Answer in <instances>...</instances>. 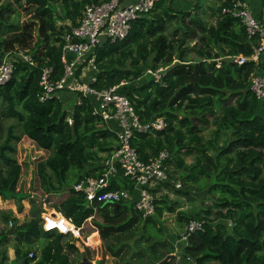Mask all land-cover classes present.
Segmentation results:
<instances>
[{
	"label": "trees",
	"instance_id": "16d2710c",
	"mask_svg": "<svg viewBox=\"0 0 264 264\" xmlns=\"http://www.w3.org/2000/svg\"><path fill=\"white\" fill-rule=\"evenodd\" d=\"M22 1L32 13L21 31L3 17L8 12L11 18L14 11L0 7V27L6 24L10 37L6 39L0 31V64L15 46L29 50L35 64L18 61L14 65L12 79L0 86V100L6 116L23 123L24 140L37 151L25 145L23 151H18V158L11 159L13 136L8 132L0 145V196L15 199L19 214L24 211L25 199L46 197L54 201L80 234L91 222L94 226L99 221L108 222L109 228L118 225L120 234L113 236L102 226L98 228L104 242L127 232L138 235L143 230L150 238L141 236L136 242L137 247L144 248L136 254L139 263L125 264H141L147 258L151 262L146 264H180L176 258L162 263L176 254L175 246L156 239L162 233L155 222L143 220L128 204L88 209L83 196L72 189L66 197L57 198L70 183L71 172L76 173L74 184L85 175L91 176L88 169L104 161L117 144L114 130L94 115L96 104L91 98L82 99L81 106L74 105L73 94L71 99L67 95L64 102L56 98L39 102L42 71L53 68L54 80L63 76L64 35L79 25L86 6L101 0ZM183 1L194 3L193 10L178 12L171 6L172 0H161L151 17L133 24L123 42L100 47L95 53L97 72L91 76L96 81L91 87L103 91L119 86L118 92L128 97L142 124L164 120L166 128L162 132L137 134L132 141L144 161L163 151L173 157L192 156L194 163L189 168H184L181 160L176 162L185 169L184 183L201 184L200 191L210 186L207 194L213 196L212 209L217 211L214 219H210V210L204 215L191 211L178 216V221L186 224L191 220L205 222V231L191 236L188 244L182 246L185 261L264 264V103L258 102L249 89L250 77L262 72L264 64L248 62L239 66L225 61L249 58L255 49L240 21L221 13L233 0H223L210 13L205 12L202 0ZM210 18L214 19L211 24ZM4 20L6 23L2 24ZM59 21L66 26H58ZM33 30H37V38ZM159 69H166V75L161 83H156L150 72ZM78 77L81 80V72ZM122 83L126 85L121 86ZM231 100L235 104L226 105ZM19 109L28 117L24 118ZM209 126L214 127L213 132L204 140L201 133ZM115 185L114 189H131L125 182L116 181ZM156 204L158 216L165 211L174 213L166 198L157 199ZM130 216L140 225L128 228L125 223ZM3 219L18 223L11 214L3 215ZM58 221H62L63 232L71 230L65 220ZM208 222L215 225L209 226ZM147 224L158 233L152 235ZM3 235L7 241V232ZM11 236L15 239L12 248L16 258L9 261L4 252L1 264H70L64 252L68 237L43 232L35 217L20 224ZM93 238L97 240L98 236ZM41 240L43 247L36 249ZM106 251L116 259L121 254L111 245Z\"/></svg>",
	"mask_w": 264,
	"mask_h": 264
},
{
	"label": "built area",
	"instance_id": "2783aa9c",
	"mask_svg": "<svg viewBox=\"0 0 264 264\" xmlns=\"http://www.w3.org/2000/svg\"><path fill=\"white\" fill-rule=\"evenodd\" d=\"M160 1L136 0L127 3V0H101L98 4L92 3L86 6L79 25L71 28L70 32L64 35L63 76L59 80H54L53 68H45L42 71L39 96L41 104L53 98L62 102L61 94L64 93L73 94L75 106H81L82 99L91 98L96 104L94 115L100 116L117 135L114 151L104 161L88 169L92 175H85L72 188L75 193L83 196L88 209L96 205L112 207L128 204L143 220L154 219L157 214V198L154 191H157V186L171 183L168 166L172 157L169 152L163 151L157 157L144 161L137 149L132 146L137 134L162 132L166 128L164 120L155 119L142 124L131 101L118 92L119 86L97 91L91 87L96 81L94 76L89 83L82 82L78 77L79 72L81 76L83 75L85 68L97 72L96 51L107 44L115 45L123 42L130 34L133 24L150 17ZM251 4L250 0H233L221 12L224 16L239 20L248 40L255 46L251 57L241 56L231 59L239 66L248 62L264 64V21L255 15ZM32 59V56L22 50L7 53L0 64V86L12 79L14 65L18 61L34 66ZM261 71L252 74L249 89L258 102L264 103V70ZM150 74L156 83H161L166 75V69H159ZM124 85L126 83L121 84ZM69 124H72L71 120ZM116 181L127 183L131 189H114ZM174 186L177 189L182 187L180 183ZM34 197L31 196L30 200H34ZM42 198V207H44L49 200L46 197ZM66 222L71 223L69 219ZM60 225L62 224L56 219L50 218L44 225V231L49 233L58 231L67 236L73 234L75 238L80 237V233L71 224V230L68 232H63ZM9 226L13 228L12 222H9ZM229 226H232L231 222ZM204 231L205 222L190 221L181 242L187 243L191 236ZM32 258L33 254H30L29 259ZM184 264L193 263L186 261Z\"/></svg>",
	"mask_w": 264,
	"mask_h": 264
},
{
	"label": "rangeland",
	"instance_id": "374dc122",
	"mask_svg": "<svg viewBox=\"0 0 264 264\" xmlns=\"http://www.w3.org/2000/svg\"><path fill=\"white\" fill-rule=\"evenodd\" d=\"M167 1V0H166ZM173 3H171V6H173L175 11L182 12V11H192L194 3L185 2L183 0H172ZM253 2L252 0H250ZM19 2V4L17 3ZM223 3V0H202V5L204 6V10L207 13H210V9H215L219 6H221ZM259 6L261 3L264 6V1L262 0H256L255 2ZM7 7L6 9L14 11V15L9 18L11 15L10 13L6 12L3 14L4 19H8L7 22H10L12 24L16 25V28L21 31L24 26H26L30 22V16L31 11L29 9H26V3L22 0H2L0 3V7ZM154 11L152 12V14ZM151 14V16H152ZM150 16V17H151ZM4 20L3 23H6ZM214 21L211 18L208 20V23L211 24ZM58 26H66L64 22L59 21L57 23ZM18 26V27H17ZM6 24H3V26L0 27V31L2 30L1 34L6 37V39H9L8 30L5 31ZM18 30L17 33L19 32ZM34 37L37 38V30H33ZM175 47L178 46V43L174 44ZM16 50H22L23 52H30L29 50H24L23 48L19 46H15L14 49L11 52H14ZM261 68V67H260ZM262 69V68H261ZM138 83V82H137ZM135 83V84H137ZM234 105V101H229L226 105ZM20 112H22V115L24 118L28 117L27 112L23 111L22 109H19ZM22 125L23 123L21 121H18L17 119H10L5 114V107L3 103L0 100V137L1 142L0 145L4 142V140L7 138V134L9 131L12 132L13 138L11 139V144L13 148V153L10 154L11 159H17L18 158V151L24 150V146L27 145L29 150H33V145L27 144V141L24 139V134L22 131ZM109 127V126H108ZM110 128V127H109ZM214 127L209 126L206 127L202 133L201 136L204 138V140L209 139L211 137V134L213 132ZM219 146H222V141H220ZM35 149V148H34ZM36 150V149H35ZM37 151V150H36ZM186 151H183V154H185ZM171 155V154H170ZM37 156H40L38 154ZM102 156V155H101ZM181 160V162L184 163V168H189L193 165L194 160L192 156H186L183 157L181 155H175L172 156V163H169L168 166V174L170 178V184L166 185H160L156 187V198L159 200L161 198H166L168 200V203L172 206L174 213H167L166 211L163 212L162 216L156 215L154 218V222L158 230L161 231L162 235H158V238L156 239H164L165 241L169 239H181V236L183 235L186 227V223L179 222L178 216L181 212H193L197 214L204 215L205 211L210 210L212 216L210 219H214L216 217L217 211L212 209V203H213V196L208 195L207 192L210 188V186L207 187L205 191H200L199 187L201 184H195V185H186L184 183L183 176L185 174L184 168H179L176 165V162ZM3 165V164H2ZM76 173L71 172L69 175L70 183L67 185L65 190L60 193L57 198L66 197V195L70 192L72 187L76 184L73 183V178H75ZM181 184V189H177L174 185ZM50 200V199H49ZM24 202H27L25 205ZM24 211L23 213L19 214L16 219L18 220V223L13 225V228L17 229V227L20 224H24L28 222L32 217H35L39 220L41 223V229L44 232V225L49 222V219H56L57 222L62 224V221H58L59 219H66V217L59 211V209L54 204V201L50 200L47 201V203L44 205V207H41L40 204H34L29 202L28 198L23 201ZM27 206V207H25ZM211 207V208H210ZM129 210L130 207H128ZM45 214L44 216L42 214ZM3 212L0 211V262L2 259V254L4 252L5 255L8 256L9 261L15 260V255L13 254L11 249H8L9 246H12L15 244V239L12 236L7 235L9 238L7 241L3 239V234L7 232V230L10 229L9 223H6L3 219ZM111 216H113V212L110 211ZM49 217V219L47 218ZM132 218H129L126 220V226L130 229L135 228L136 226L140 225L137 223H134L133 216H130ZM96 219L99 218V215L95 217ZM209 226H214L215 223L208 222ZM102 228L104 230H107L111 236L120 234V228L118 225H113L110 228L108 227V222H98L97 226H94L92 222L87 225L85 230H83V233L78 238L68 237L67 242L64 243L65 246V253L68 254L69 257V263L70 264H125L126 262H132V263H139V258L136 257L137 252L142 251L144 248L137 247L136 242L140 239L141 236H144L145 239L150 238L149 234H146L143 230L137 232L138 235H133L135 232H127L124 234L119 235L118 237L112 238L110 240H107L104 242L101 239V235L98 232V228ZM147 228L151 231V234L158 233L156 229L151 228L150 224H147ZM56 231V230H54ZM121 232H124L122 230ZM59 232L56 231L54 234H58ZM136 234V233H135ZM97 235V241L92 240L91 238L93 236ZM134 238V239H133ZM91 239V241H89ZM144 243V242H143ZM44 241L41 240L39 243L35 246L37 249L43 247ZM107 245H111L117 252H121L120 257L118 259L112 258L111 255L108 254ZM12 252V253H11ZM178 257L183 260V263H185V259L183 256H181V253L177 252ZM176 259V263L179 260ZM148 262H151L148 258L145 260L144 263L146 264ZM174 263V262H173ZM1 264V263H0ZM175 264V263H174Z\"/></svg>",
	"mask_w": 264,
	"mask_h": 264
},
{
	"label": "crops",
	"instance_id": "0c3cea01",
	"mask_svg": "<svg viewBox=\"0 0 264 264\" xmlns=\"http://www.w3.org/2000/svg\"><path fill=\"white\" fill-rule=\"evenodd\" d=\"M134 1H136V0H127V3H132V2H134ZM256 2V0H254L253 2H252V7H253V9H254V13H255V15L261 20V21H264V6H263V4L261 3V5L259 6L258 4H256L255 3ZM92 75V72L89 70V69H87V68H85L84 70H83V75L81 76V81L82 82H85V83H89L90 82V80H91V76ZM67 95H69L70 96V99H71V96L72 95H70V94H67V93H64V94H61V96H62V98H63V102H64V100H65V98H67ZM67 109L69 108V107H66ZM2 167H3V165H2ZM29 202H31V203H34V204H37L36 202H34L33 200H29ZM25 203V205L27 204V202H24ZM23 204V203H22ZM25 207H27V206H25ZM0 211H2L3 212V214L2 215H5V214H11L14 218H16L18 215H19V213H18V204H17V202H16V200L15 199H12V198H4V197H1L0 196ZM43 216L45 215L44 213L42 214ZM40 228H41V223H40ZM15 229V228H14ZM13 229H9V230H7V235H9V232H11ZM43 231V230H42ZM45 232V231H44ZM52 233H56V232H52ZM69 235V237H73V238H75V236L73 235V234H68ZM79 235H81V234H79ZM10 236V235H9ZM169 243H171V244H173L174 246H175V248L177 247L178 248V239H169V240H167ZM13 246V245H12ZM12 246H9L8 247V249H11L12 250V252H13V254L15 255V251L13 250V248H12ZM176 248V249H177ZM11 252V253H12ZM172 256H174V254L172 255ZM8 257V256H7ZM16 257V256H15ZM175 257V256H174ZM173 257V258H174ZM179 258V257H178ZM178 263H180V264H183V260H181L180 258H179V260L177 261ZM186 262V261H185ZM162 263H165V262H162ZM193 264H194V262H193ZM205 264H215V263H212V262H206Z\"/></svg>",
	"mask_w": 264,
	"mask_h": 264
},
{
	"label": "clouds",
	"instance_id": "9594fccd",
	"mask_svg": "<svg viewBox=\"0 0 264 264\" xmlns=\"http://www.w3.org/2000/svg\"><path fill=\"white\" fill-rule=\"evenodd\" d=\"M172 157V156H171ZM171 161H172V159H171ZM171 161H170V163H171ZM73 188V187H72ZM35 197H37V196H35ZM40 198H42V197H40ZM28 200H30V198H28ZM49 200V199H48ZM34 202H36L37 204H38V202L37 201H35V200H33ZM50 201V200H49ZM121 205V204H120ZM115 206H119V205H115ZM115 206H112V207H108V208H113V207H115ZM157 215V214H156ZM151 220H154V219H151ZM191 221H193V220H191ZM199 221H201V220H199ZM202 222H204V221H202ZM189 224V223H188ZM188 224H186V226L188 225ZM228 225H229V223H228ZM10 229H14V228H10ZM185 229H186V227H185ZM47 233H49V232H47ZM50 233H52V232H50ZM184 233H185V231H184ZM183 233V234H184ZM203 233V232H202ZM58 234H62V235H64V236H66L65 234H63V233H58ZM199 234V233H198ZM196 235V234H195ZM183 236V235H182ZM182 236H181V238H182ZM78 238V237H77ZM189 241V240H188ZM178 242V248L176 249L177 251H176V254H174V258H176V259H178V255H177V252H179V253H181V249H182V246L185 244V245H187L188 244V242L187 243H184V242H181V239L180 240H178L177 241ZM176 246V245H175ZM182 256V255H181ZM192 263V262H191Z\"/></svg>",
	"mask_w": 264,
	"mask_h": 264
},
{
	"label": "water",
	"instance_id": "95a60500",
	"mask_svg": "<svg viewBox=\"0 0 264 264\" xmlns=\"http://www.w3.org/2000/svg\"><path fill=\"white\" fill-rule=\"evenodd\" d=\"M227 63H231V59H226L225 60ZM34 200L37 201L40 206L42 207V202H43V198H40V197H34ZM116 208H118L119 206H115ZM15 232V229H13L11 232H9V235L11 236L12 234H14ZM174 256H169L166 260H164V262H167L169 261L170 259H172ZM194 262V261H193ZM20 264H23V262H20Z\"/></svg>",
	"mask_w": 264,
	"mask_h": 264
},
{
	"label": "bare ground",
	"instance_id": "6f19581e",
	"mask_svg": "<svg viewBox=\"0 0 264 264\" xmlns=\"http://www.w3.org/2000/svg\"><path fill=\"white\" fill-rule=\"evenodd\" d=\"M92 240L97 241L95 238H93Z\"/></svg>",
	"mask_w": 264,
	"mask_h": 264
}]
</instances>
